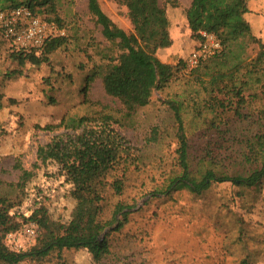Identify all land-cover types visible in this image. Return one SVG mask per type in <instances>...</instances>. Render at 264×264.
I'll use <instances>...</instances> for the list:
<instances>
[{"label": "rangeland", "instance_id": "374dc122", "mask_svg": "<svg viewBox=\"0 0 264 264\" xmlns=\"http://www.w3.org/2000/svg\"><path fill=\"white\" fill-rule=\"evenodd\" d=\"M190 1L177 0V6L172 7L167 0H159L169 21L171 46L159 49L156 55L164 63L176 65L183 61L185 69L164 89L154 91L149 104L138 108L127 126H114L132 151L124 193L118 197L108 193L102 203L103 213L106 215L110 206L119 201L131 209L122 229L109 234V255L94 262L86 250H63L19 264H240L243 260L264 264V177L258 186L251 188L230 181L214 183L200 195L186 188L169 195L155 194L180 171L177 128L169 101L181 104L193 173L204 154L206 141L214 138L212 132L206 131L204 122L221 113V109L210 110V94L193 79L192 69L187 67L191 53L200 44L191 37L187 25ZM98 2L118 27L131 31L124 6L114 0ZM56 6L62 21L58 30L67 41L46 63L19 68L11 59L12 49L0 35V181L3 182H16L19 172L14 165L19 163L31 170L38 146L65 133L64 129L47 131L45 126L56 125L65 115H92L101 105L115 116L122 110L120 102L104 92L101 77L120 52L103 38L101 28L88 13L87 0H56ZM248 6L245 18L253 35L264 44V0H251ZM257 51V45L253 44L242 58L250 61ZM14 70H20L21 74L11 76ZM93 72L98 74L85 100L86 78ZM254 92L258 100L251 91L244 92L250 105L242 110L245 119L234 124L235 129L240 128L237 133L250 135L261 130L255 120L263 121L264 98L259 97V87ZM231 101L230 107H234L236 99ZM223 117L236 120L233 108L226 110ZM227 161L231 162V176L245 175L252 169L232 158ZM56 173L53 164L35 170L26 196L13 211L17 221L22 222L23 217L41 205L54 220L68 221L75 201L69 195L70 185ZM4 194L13 192L0 185V196ZM25 226L17 231L21 237L15 242L5 238L10 250L28 251L34 246L35 241L23 235ZM38 233L37 230L36 237Z\"/></svg>", "mask_w": 264, "mask_h": 264}, {"label": "trees", "instance_id": "16d2710c", "mask_svg": "<svg viewBox=\"0 0 264 264\" xmlns=\"http://www.w3.org/2000/svg\"><path fill=\"white\" fill-rule=\"evenodd\" d=\"M114 1L126 8L131 31L118 27L103 12L98 0H87V9L94 23L101 28L103 38L120 52L101 73L104 92L122 106L120 115L115 116L101 105L92 115L63 116L56 125L44 127L47 131L64 129L65 133L38 146L32 169H24L16 163L14 168L19 172L16 182L0 181V185L13 192L12 195L0 196V264L41 260L54 251L63 250H86L94 262H100L110 253L109 234L120 231L127 219L131 207L120 201L113 203L106 215L103 213L102 203L108 193L111 197L124 193L127 162L132 151L114 126H127L136 110L149 104L153 92L164 89L178 72L185 69L186 64L183 61L176 65L164 63L156 55L159 49L171 46L169 21L159 0ZM249 1L191 0L186 10L191 37L201 42L202 33L214 35L222 45L219 54L201 60L190 71L193 79L210 94V110L221 109V113L217 111L216 116L204 122L206 131L212 132L210 135L214 138L206 141L204 154L193 173L182 107L178 102L169 101L177 128L180 171L170 177L163 188L157 189L156 195H169L182 188L200 195L214 183L230 181L251 188L258 186L264 177V117L263 121L255 120L261 129L259 133L243 135L237 133L240 128L235 129L234 126L245 119L242 110L250 105L244 92L251 91L254 99L258 100L254 89L259 87V97L264 98V44L253 35L245 18L249 13ZM167 2L172 7L178 4L177 0ZM19 6L28 7L42 20L62 28L56 0H3L0 10ZM66 41V37L57 35L47 39L39 49L12 51L10 56L19 68L26 64L40 66ZM253 44L257 45L258 51L253 59L246 61L242 55ZM11 74L20 75L21 71L14 70ZM97 74L93 72L86 78L85 100ZM220 94L225 98H219ZM235 99L234 107H230L231 100ZM230 108L236 117L234 121L223 117ZM236 145L239 148L235 149ZM229 158L252 169L245 175L231 176ZM49 164L55 165L56 174L70 185L69 195L75 205L68 221L54 220L42 205L28 217H23L22 222L17 221L13 211L26 196L27 185L35 170ZM30 223L39 232L34 246L28 251L10 250L5 244L6 235L20 231ZM240 264L250 263L243 260Z\"/></svg>", "mask_w": 264, "mask_h": 264}, {"label": "built area", "instance_id": "2783aa9c", "mask_svg": "<svg viewBox=\"0 0 264 264\" xmlns=\"http://www.w3.org/2000/svg\"><path fill=\"white\" fill-rule=\"evenodd\" d=\"M0 33L12 51L39 49L47 39L61 35L56 25L42 20L26 6L0 10ZM202 37L198 49L189 57L187 63L189 69L195 68L201 60L222 51V45L214 35L202 33ZM23 235L28 240L35 241L36 227L33 224L26 225ZM19 237L21 232L9 233L6 240L15 242Z\"/></svg>", "mask_w": 264, "mask_h": 264}, {"label": "crops", "instance_id": "0c3cea01", "mask_svg": "<svg viewBox=\"0 0 264 264\" xmlns=\"http://www.w3.org/2000/svg\"><path fill=\"white\" fill-rule=\"evenodd\" d=\"M191 2V1H190Z\"/></svg>", "mask_w": 264, "mask_h": 264}]
</instances>
